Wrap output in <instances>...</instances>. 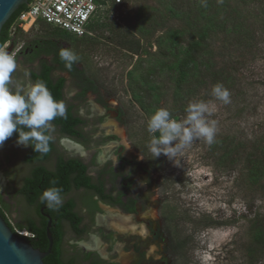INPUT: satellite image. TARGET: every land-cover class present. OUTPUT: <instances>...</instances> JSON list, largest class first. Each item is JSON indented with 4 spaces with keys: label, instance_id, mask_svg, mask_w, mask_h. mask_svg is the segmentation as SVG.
<instances>
[{
    "label": "rangeland",
    "instance_id": "rangeland-1",
    "mask_svg": "<svg viewBox=\"0 0 264 264\" xmlns=\"http://www.w3.org/2000/svg\"><path fill=\"white\" fill-rule=\"evenodd\" d=\"M203 10L200 6L177 16L165 0H126L111 15L115 32L108 30L106 38L73 48L68 41L61 45L79 57L78 75L65 74L68 93L87 85L92 91L85 99L91 105L100 110L116 107L120 117L106 118V132L115 131L119 143L146 159L149 174L142 173L140 180L151 200L142 217L150 224L114 215L111 232L100 225L85 239L88 244L97 240L125 264L138 263L143 250L156 257L166 253V264H264V243H257L264 232V0H211L207 14ZM212 19L216 26L210 24L209 64L204 67L211 76L203 84L191 76L179 92L176 78L162 69V37L179 30L182 40L195 42ZM16 32L5 48L13 56L28 41L48 36L49 30L40 25ZM125 43L132 48H125ZM154 68V79L143 80L145 69ZM20 80H26L25 67L17 68L10 85ZM217 84L229 92L228 103L213 96ZM136 90L145 92L147 107L135 96ZM193 101L212 108L207 118L216 121L214 142L209 145L199 138L173 160L163 154L154 158L148 118L166 108L173 119L182 121ZM24 155L17 140L0 146V194L15 226L26 218L27 204L16 190L22 184ZM72 234L67 236L69 249Z\"/></svg>",
    "mask_w": 264,
    "mask_h": 264
},
{
    "label": "flooded vegetation",
    "instance_id": "flooded-vegetation-1",
    "mask_svg": "<svg viewBox=\"0 0 264 264\" xmlns=\"http://www.w3.org/2000/svg\"><path fill=\"white\" fill-rule=\"evenodd\" d=\"M49 35L50 32L48 36L43 35L28 41L14 55L17 68L25 67L26 80H20L18 85H27L29 82L34 84L37 81L48 83L45 77H49L51 85L47 88L54 99L65 104L66 116L57 117L51 122L54 126V131L50 133L54 149L46 159L27 161L26 155L31 151V145L21 146L22 149L25 148V168L20 177L22 184L19 187L16 186V190L21 195L20 188L24 186L27 179L33 177L38 168L55 171L60 165V160H75L76 163L85 165V173L91 178L92 187L73 185V188L62 196L63 204L72 201L73 210L82 216L81 228L85 229V232L79 234L70 221H62L61 226L64 231L62 258L73 264H125L114 259L109 249L105 250L97 243V240L88 244L85 239L91 235L93 229L99 228L100 225L104 230L106 229V232H111L113 228L110 220L114 215L132 217L139 223L150 224L142 217L143 214L148 213L151 200L150 190L145 189L140 180L141 177H145L142 173L149 174L147 165H145L146 159L137 154L134 149L129 151L124 142L119 143V136L115 131L106 132L108 128V125H105L106 118L111 116L118 121L120 117V112L116 107L110 104L100 110L99 107L91 105V101L85 99L92 91V88L87 85L78 87L73 95L68 93V78L65 74L76 76L78 73L64 69L57 59L60 49L65 48L61 46L62 42L66 40ZM17 68L14 73L17 72ZM16 86L17 84L9 85L12 89ZM63 121H75L73 123L74 133L65 131ZM111 143L117 144L110 145ZM137 162L142 164H137ZM73 180L76 182L75 177ZM26 204L27 216L39 219L36 206L27 202ZM90 204L98 206L93 213L89 209ZM46 208L44 206L42 210ZM113 208L115 212L110 211ZM45 215L50 217L49 214L45 213ZM69 233H73L69 241L70 249L66 245ZM109 248L112 249V246ZM167 257L166 253L163 257H156L150 250L148 252L143 250L136 264H166Z\"/></svg>",
    "mask_w": 264,
    "mask_h": 264
},
{
    "label": "trees",
    "instance_id": "trees-1",
    "mask_svg": "<svg viewBox=\"0 0 264 264\" xmlns=\"http://www.w3.org/2000/svg\"><path fill=\"white\" fill-rule=\"evenodd\" d=\"M126 0L123 3H110L109 8L106 10L104 16L100 19L96 18L94 22H92L91 26L95 31L94 36H85L78 37L75 36L63 29L58 27H54L52 25L43 23L42 27L47 28L49 30L50 35L52 37L64 39L71 44V48H73L76 44H80L85 41H99L101 36L107 37L106 31H114L116 27L110 21L111 15L115 11H119L123 6ZM166 3L170 6V9L175 12L177 16H181L184 14H189L190 10L196 7H203V11L207 14L208 10L211 7V0H165ZM27 4L21 5V7L11 16V18L4 25L1 36H0V47H4V45L12 39V25L17 19L19 13L25 9ZM102 16V14H101ZM115 22V21H114ZM116 24H119L116 22ZM209 26H205L201 33L199 40L195 42H186L182 40L181 31L174 30L170 31L168 35L163 36V42L160 45L159 53L162 56V59H166V63L162 65V69L169 70L171 74L176 78L178 91L181 92L185 85L189 82L191 76H197V83H205L211 74L207 71L205 72L204 67L209 64V58L207 54V49L209 46L210 38L212 35V29L210 28V24L215 25L213 19ZM18 35L21 33H25L23 29H19L16 32ZM125 48H132L131 45L125 43ZM70 48V49H71ZM135 54L140 53L138 50L134 52ZM60 64L64 69L70 70L74 73L78 71L75 62L72 64L71 68L66 67L65 62L62 61L59 57H57ZM167 68V69H166ZM157 69H145L142 73L143 80H147L151 82L149 79L153 80L155 77ZM217 78H220V74H216ZM193 78V77H192ZM48 83L45 82V85L49 87L51 85V80L49 77H45ZM65 81V80H63ZM142 81H140V84ZM145 92L141 90L135 91V96L139 98L140 102L144 107H147L146 103H144L143 99L145 96L142 95ZM142 95V96H141ZM71 117V116H70ZM61 122V121H60ZM64 129L68 133H74L73 123L75 121H63ZM27 131V129H25ZM18 138V133H13L12 137L8 138L4 141V143H10L14 139ZM49 151L47 153L36 152L31 147V151L26 155V160L34 161V160H44L54 149V145L52 144V140L49 144ZM264 160H262L263 162ZM78 163V162H77ZM75 160L72 161H63L60 160V165L55 171H45L42 168H38L35 171L32 178L27 179L24 186L20 188L19 193L24 197L28 204H32L36 206L37 214L39 219L28 217L26 214V218L24 222L18 223L16 226L9 219L8 205L3 199V195L0 194V213L6 219L11 228L18 235L26 238L34 247L41 249L42 251H47L50 246V240L48 238L47 229L48 223L52 218V226L50 228L53 238H54V247L52 249L51 254L45 258L46 264H73V262H66L62 258L63 246L62 242L64 239V231L61 226L63 220H68L71 222L73 228L79 234H84L85 229L81 228L82 216L75 212L74 204L72 201L66 202L62 204L58 209H50L47 207L46 203H42L40 200V196L42 192L48 188L56 187L61 189V196L67 193L73 185L77 186H87L89 188L92 187L91 178L87 177L85 173L86 166L78 163ZM77 164V166H76ZM259 172V171H258ZM75 173V174H74ZM258 175L260 174L257 173ZM255 174V177L257 176ZM75 177V181L73 178ZM79 177V178H78ZM47 207L44 211L43 207ZM98 206L94 204L89 205L90 211L93 213ZM46 214H49L50 217H46ZM29 231L31 235L20 234L18 231ZM257 243H264V232H261L257 237Z\"/></svg>",
    "mask_w": 264,
    "mask_h": 264
},
{
    "label": "clouds",
    "instance_id": "clouds-1",
    "mask_svg": "<svg viewBox=\"0 0 264 264\" xmlns=\"http://www.w3.org/2000/svg\"><path fill=\"white\" fill-rule=\"evenodd\" d=\"M59 57L68 68L79 59L69 48H61ZM16 68L15 57L0 47V146L13 133H18V145H31L34 151L47 153L52 140L50 133L54 131L51 122L66 116L65 104L54 99L43 81L10 88ZM212 94L224 103L229 102L230 94L220 84L213 86ZM185 111L187 115L182 121L173 119L166 108L157 109L148 118L147 127L152 134L149 148L154 158L163 154L173 160L183 148L199 138H204L209 145L214 142L217 128L216 121L207 118L212 114L209 103L189 102ZM40 200L50 209H58L63 204L61 189L44 190Z\"/></svg>",
    "mask_w": 264,
    "mask_h": 264
},
{
    "label": "built area",
    "instance_id": "built-area-1",
    "mask_svg": "<svg viewBox=\"0 0 264 264\" xmlns=\"http://www.w3.org/2000/svg\"><path fill=\"white\" fill-rule=\"evenodd\" d=\"M123 2L124 0H32L18 15L12 31L19 28L27 32L46 23L78 37L94 36L92 22L104 16L110 3ZM8 45L9 41L3 48ZM19 233L31 235L29 231Z\"/></svg>",
    "mask_w": 264,
    "mask_h": 264
},
{
    "label": "water",
    "instance_id": "water-1",
    "mask_svg": "<svg viewBox=\"0 0 264 264\" xmlns=\"http://www.w3.org/2000/svg\"><path fill=\"white\" fill-rule=\"evenodd\" d=\"M31 1L0 0V36L4 25L11 16L21 5L27 4L28 6ZM51 226L52 220L49 221L47 229L50 246L47 251H42L34 247L26 238L14 232L0 213V264H46L45 258L51 254L54 247V238L50 230Z\"/></svg>",
    "mask_w": 264,
    "mask_h": 264
}]
</instances>
